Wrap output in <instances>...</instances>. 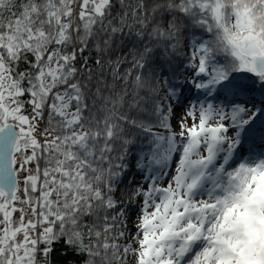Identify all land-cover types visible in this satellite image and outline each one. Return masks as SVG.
Here are the masks:
<instances>
[{
  "label": "snow or ice",
  "instance_id": "1",
  "mask_svg": "<svg viewBox=\"0 0 264 264\" xmlns=\"http://www.w3.org/2000/svg\"><path fill=\"white\" fill-rule=\"evenodd\" d=\"M0 264H264V0H0Z\"/></svg>",
  "mask_w": 264,
  "mask_h": 264
},
{
  "label": "trees",
  "instance_id": "2",
  "mask_svg": "<svg viewBox=\"0 0 264 264\" xmlns=\"http://www.w3.org/2000/svg\"><path fill=\"white\" fill-rule=\"evenodd\" d=\"M257 98H259V93H257Z\"/></svg>",
  "mask_w": 264,
  "mask_h": 264
}]
</instances>
